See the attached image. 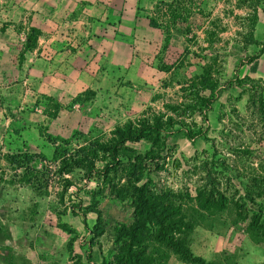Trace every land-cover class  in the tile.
I'll list each match as a JSON object with an SVG mask.
<instances>
[{
  "label": "rangeland",
  "instance_id": "374dc122",
  "mask_svg": "<svg viewBox=\"0 0 264 264\" xmlns=\"http://www.w3.org/2000/svg\"><path fill=\"white\" fill-rule=\"evenodd\" d=\"M18 5L0 0V17ZM143 9V19L123 20L116 65L102 52L96 90L24 106L17 75L0 74V264L109 261L113 228L127 225L124 214L134 220L132 186L159 203L173 196L194 256L258 263L243 244L264 242V0ZM26 32L17 41L30 47L35 30ZM128 125L145 137L120 143L115 131ZM148 252L167 255L154 264H188L154 243Z\"/></svg>",
  "mask_w": 264,
  "mask_h": 264
},
{
  "label": "crops",
  "instance_id": "0c3cea01",
  "mask_svg": "<svg viewBox=\"0 0 264 264\" xmlns=\"http://www.w3.org/2000/svg\"><path fill=\"white\" fill-rule=\"evenodd\" d=\"M155 1L10 0L19 5L0 17V23H10L0 31V74L8 78L17 75V89L19 96L24 98V106H27V100L37 97L64 101L86 90H96L95 84L106 81L104 72L101 78L102 52L112 50L114 65L117 55L121 57L119 36L123 34V20L143 19V8ZM107 20L110 24L106 23ZM27 29L35 30V39L30 47L17 41L18 36L26 35ZM108 35L114 39L110 37L107 46ZM123 218L121 222L128 224L126 214ZM196 235L197 231L191 237ZM243 245L246 248L245 260L264 264V242L251 244L246 241ZM195 255L210 257L209 254Z\"/></svg>",
  "mask_w": 264,
  "mask_h": 264
},
{
  "label": "trees",
  "instance_id": "16d2710c",
  "mask_svg": "<svg viewBox=\"0 0 264 264\" xmlns=\"http://www.w3.org/2000/svg\"><path fill=\"white\" fill-rule=\"evenodd\" d=\"M149 130L150 127H149ZM120 143L125 141H135L142 139L141 130H136L126 126L124 130H116ZM199 133L194 135H198ZM185 136L190 135L185 132ZM117 158H113V163ZM89 160H81L78 164L75 160L71 163L81 169L82 163ZM92 162V161H91ZM113 169V168H112ZM92 172V166L88 168ZM131 187V186H130ZM130 189V188H129ZM136 200V211L131 224L118 225L113 228L114 242L118 244L117 250L112 254L110 260L102 264H154L163 263L167 260V255L163 253H147L149 244L154 243L162 246L181 262L188 264H212L204 261L198 256H194L187 248L184 234L191 230V226L185 221V216L181 213L180 205L169 199L171 194L166 192L161 195L163 203L157 202V197L150 192L146 186L131 188ZM115 194V193H114ZM173 197V196H171ZM213 206L212 202H206L201 206V210H209ZM249 227H252L249 223ZM263 236V235H262Z\"/></svg>",
  "mask_w": 264,
  "mask_h": 264
}]
</instances>
